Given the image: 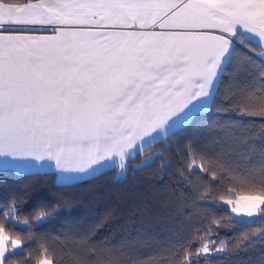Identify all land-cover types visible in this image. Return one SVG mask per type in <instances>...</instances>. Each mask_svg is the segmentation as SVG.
Listing matches in <instances>:
<instances>
[{"label": "snow or ice", "instance_id": "1", "mask_svg": "<svg viewBox=\"0 0 264 264\" xmlns=\"http://www.w3.org/2000/svg\"><path fill=\"white\" fill-rule=\"evenodd\" d=\"M189 129L165 188L174 240L158 243L149 220L93 239L110 216L38 234L72 205L22 215L14 193L0 264H212L264 244V0H0V169L60 184L158 160L163 173L168 140ZM224 216L249 226L231 245L213 238Z\"/></svg>", "mask_w": 264, "mask_h": 264}, {"label": "trees", "instance_id": "2", "mask_svg": "<svg viewBox=\"0 0 264 264\" xmlns=\"http://www.w3.org/2000/svg\"><path fill=\"white\" fill-rule=\"evenodd\" d=\"M34 2V0H33ZM253 59H259L253 57ZM223 94L221 88L220 95ZM219 98V97H218ZM222 116L220 119H228ZM203 121H198L202 123ZM194 135L189 129L186 133L168 140L172 153L167 154L165 159L171 160L174 167L160 172L158 160L155 165L143 170L130 169L123 179H118L117 172L109 170L88 180L78 183L59 185L56 183L55 174L42 172L39 174H17L10 170L0 171V202L7 200L12 194L19 193L24 196L22 215L30 216L32 213L58 202H68L72 209L47 222L45 226L37 228V233L59 235L74 226L81 228L100 222L104 217L110 216L96 233L93 239L104 238L115 244L127 236L134 235L140 227L141 220H149L152 223V233L158 243L163 244L175 237L169 228L175 226V222L168 219L169 206L166 202L167 192L175 188L177 181L174 173L175 153L178 145L183 140ZM259 143V141H258ZM161 150L160 145L153 148V151ZM138 158L135 159V161ZM134 161V163H135ZM223 215L216 213V218ZM205 219L194 220L197 226L205 223ZM217 226V245L224 240L230 245L241 239L242 234L248 231V225L227 221V217L220 221ZM259 225H256L258 227ZM189 229L186 228L185 232ZM207 239V238H205ZM36 244L32 248H36ZM157 250L154 245L148 252ZM264 253V244L257 243L254 248L238 255L214 256L212 264H258L259 256Z\"/></svg>", "mask_w": 264, "mask_h": 264}, {"label": "crops", "instance_id": "3", "mask_svg": "<svg viewBox=\"0 0 264 264\" xmlns=\"http://www.w3.org/2000/svg\"><path fill=\"white\" fill-rule=\"evenodd\" d=\"M7 170H10L12 171L13 173H17L16 171L14 170H11V169H0V171H7ZM42 172H46V173H50V174H54L51 170H43V171H40L39 173H42ZM19 174V173H17ZM24 174H31V173H24ZM98 176V175H97ZM55 178H56V175H55ZM89 178H84L83 180H80V181H84V180H88ZM80 181H76V182H72V183H78ZM56 183L59 184V185H66V184H60L57 182V179H56ZM68 184H71V183H68Z\"/></svg>", "mask_w": 264, "mask_h": 264}, {"label": "rangeland", "instance_id": "4", "mask_svg": "<svg viewBox=\"0 0 264 264\" xmlns=\"http://www.w3.org/2000/svg\"><path fill=\"white\" fill-rule=\"evenodd\" d=\"M138 159V161H135V164L136 165H140V158L139 157H137ZM116 171H118V169L116 170ZM118 179H123L124 177H118V176H116Z\"/></svg>", "mask_w": 264, "mask_h": 264}]
</instances>
